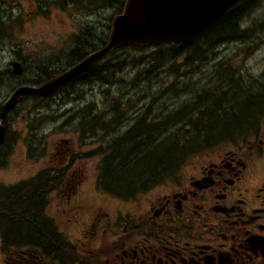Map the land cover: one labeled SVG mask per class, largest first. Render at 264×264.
Listing matches in <instances>:
<instances>
[{"label":"rangeland","instance_id":"obj_1","mask_svg":"<svg viewBox=\"0 0 264 264\" xmlns=\"http://www.w3.org/2000/svg\"><path fill=\"white\" fill-rule=\"evenodd\" d=\"M9 10L8 18L0 16V106L16 87L37 86L51 68H59L67 63L69 46L66 45V38H63L64 29L75 26L69 12L57 15L58 23H45V18L29 16V8L25 5L11 8V14ZM263 20L264 0H261L239 25L240 29H247L243 38L218 44L211 49L202 47L197 54H191L189 58L195 60L188 64H184L183 60L189 53L180 54L171 63H163L158 68L172 69L174 72L159 73L158 83L140 89L142 95L134 94L138 91L134 89V82H137L135 74L148 65L137 64L133 60H140L141 57L149 60L155 52V48L150 46L143 51L127 49L107 54L99 61H107L105 72L77 83L76 98L69 96L67 89L62 87L52 97L40 102L31 96L22 97L2 122L7 136L0 152V200L5 194V187L27 182L45 170L67 164L68 182H62L64 189L59 190V187L54 190V185V191L42 201L49 217L44 222L56 223V231L61 230V234L67 235L65 238L73 242L76 230L81 227L78 223L89 212L100 206H128L127 201L132 196L131 184L135 187L134 191L140 185L144 191L159 188L164 180L169 179V176L157 179L161 173H169L170 165L186 164L193 157L192 151L189 152L191 148L186 149L199 141L193 135L195 132L191 123L196 120L205 122L202 113L214 107L213 103L205 100L219 89L221 83L215 78L217 71L229 65L236 75L242 77L241 86H248V91L253 92L251 85L264 74V29L259 26ZM100 23L102 27L104 21ZM54 27L58 30L55 31ZM51 30L57 35L52 34ZM167 49L164 48L165 53H168ZM10 61L23 64L22 74L12 73ZM30 81L32 85L28 84ZM139 84L144 86L147 82ZM198 99L202 101L199 105L196 104ZM235 102L223 103L226 112L219 110L218 113H236L239 109ZM186 104H190L185 109L188 117L179 116L169 126L157 130L156 134L164 131L181 134V131H187L193 137L190 146L183 154L179 148H172L167 155L169 159L162 160L165 165L157 169L155 177L142 175L141 180L133 183L132 176L128 179L130 171L122 173L121 169L131 166L134 161L132 153L125 154L132 142L113 146V140L128 130L139 115H145L149 122L156 115L169 110L179 111ZM116 108L118 112L113 111ZM89 111L92 115H89ZM88 117L90 120L96 117L98 124L90 123L88 128H81L80 122L83 123ZM214 125H218L217 121ZM145 140H138L141 142L140 149H143L142 145L147 148ZM130 159L131 162L128 161ZM139 174L136 170L133 176L137 178ZM41 178L44 182L51 179L49 176ZM10 207L21 209L22 205L16 202ZM1 223L4 224V221ZM19 224L9 226L11 231H8L19 247H6L4 255L0 253V264H3L2 258L11 262L8 257L15 249L27 253L31 250L25 229L20 230ZM1 235L0 232V246Z\"/></svg>","mask_w":264,"mask_h":264},{"label":"flooded vegetation","instance_id":"obj_2","mask_svg":"<svg viewBox=\"0 0 264 264\" xmlns=\"http://www.w3.org/2000/svg\"><path fill=\"white\" fill-rule=\"evenodd\" d=\"M124 1L1 0L0 16L8 18L10 7L23 5L29 8V16L45 18V23H58L57 15L71 14L75 26L65 27L63 37L69 46L68 61L62 67L51 68L39 86L100 47L101 38L109 36L112 18L122 11ZM101 20L104 21L102 27ZM53 29L58 30L57 27ZM55 31L51 30V33L57 35ZM99 61L62 86L68 91L73 90L69 96H78L76 84L82 75L99 65ZM263 76L262 73L255 80L253 92L248 91V86L243 88L247 90L241 91L236 113H222L227 120L235 115L229 125H214L215 121L218 124L221 121L205 115L207 125L203 130L225 133L210 135L204 142L194 145L191 160L182 165L174 164L169 173L157 177L169 176L159 188L144 191L140 185L134 191L131 184L128 206H100L89 212L78 223L81 227L76 230L75 241H68L67 235H62L61 230L56 231V223L44 222L49 218L44 205L29 211L28 207H21L26 213L36 215L30 219L38 224L37 230L34 228L32 234L26 232L31 250L27 253L15 249L8 257L13 263L3 258L2 263L264 264V92L259 89V84L264 83ZM28 84L32 85V82ZM250 93L253 96L244 105L243 99ZM49 97L34 98L40 102ZM90 123L98 124L97 118L90 120L88 117L87 128ZM133 163L144 175V161ZM52 170L51 179L61 182L54 190L59 187L63 190L62 182H68L67 164L52 167ZM54 190L44 192L42 197L37 193L34 199L42 200ZM82 217L83 214L80 220Z\"/></svg>","mask_w":264,"mask_h":264},{"label":"trees","instance_id":"obj_3","mask_svg":"<svg viewBox=\"0 0 264 264\" xmlns=\"http://www.w3.org/2000/svg\"><path fill=\"white\" fill-rule=\"evenodd\" d=\"M261 0H239L233 7L225 11L214 23H212L210 26H208L206 29H204L202 32L192 36L191 38L185 40L182 43L174 44V43H168V44H161L157 46H150L155 48V52H153V56L149 60H144V57H141L140 60H133V62H137V64H143L146 63L148 66L140 69L138 71V74H135V79L137 82H134V94L142 95L140 89L148 88L151 85H155L158 83V76L159 73L170 71V73L174 72L172 69H163V63H171L172 59L178 57L182 53H189L186 55V58L183 60L184 64L191 63L195 59H190L189 57L191 54H197L199 50L202 47L211 49L215 48L218 44L227 43L228 41L237 40L240 37H244L245 30L247 29H240L239 25L242 22L243 17L252 10ZM260 27H263L264 29V20L261 21L259 24ZM101 46L106 42V39L103 38L100 40ZM167 47L168 53H165L166 50L164 48ZM148 47H120L113 51H111L108 55L112 54L115 51H124L127 49L136 50V51H143ZM105 58V57H104ZM102 58V59H104ZM101 59V60H102ZM197 59V58H196ZM107 61L103 63H99V65H96L94 68L90 70V73H85L81 76L80 82H86V80L89 79V76H95L100 73H104L105 65ZM220 65V64H218ZM142 72L146 73L147 75H142ZM49 73V72H48ZM264 77V76H263ZM219 81L220 86L217 89V93H212L211 96H208L205 101H210L213 103L214 107L208 109L206 112L202 113L204 116L203 120H196L195 122L191 123V126L194 128L193 135L195 136V139H198V143L204 142V138L208 137L210 135H217L222 134L225 132L220 133H214L210 132L209 130H203L207 125V118L205 117L206 114L212 115L214 119H219L221 121L220 124H218L219 127H226L230 124L232 119L235 117L225 118L218 113L219 110H222L223 112H226L223 108L222 104L225 102H235L237 104L238 97L241 94V91L246 90L243 89L241 86L242 77L235 74V71L231 69L229 65L224 66V68H221L217 71L216 77ZM139 80V82H138ZM147 82V85L144 84V86H140L141 83ZM222 82H225L222 83ZM260 90L264 92V83L259 84ZM252 87V85H251ZM64 88V87H63ZM226 89L225 91L223 89ZM68 91V90H67ZM73 91V90H71ZM71 91H68L69 93ZM68 95V94H66ZM253 94H247L246 97L243 99V104L246 105L251 100ZM37 100V99H36ZM202 101L197 100L196 104L199 105ZM90 105V104H89ZM91 106V105H90ZM190 104H186L181 109H178L179 111L175 112L174 110H169L167 112H164L160 116H155L150 119L149 122L146 121L145 115H139L133 122V125L131 128H129L126 132L122 133L119 137L113 140V144L117 146V144H124V143H131L132 145L128 147V150L125 154L129 155L132 153L133 160L136 161H144L142 172L145 176H148L150 174V177H155L158 172L157 169H160L165 164L162 160H167V155L169 154V151L172 148H179L181 153L183 154L186 147L190 146V144L193 141V137L189 132L187 131H181V134L175 133H166L164 132H158L161 127H167L169 126V123L175 122L179 116H187L188 113L185 110ZM89 107V106H88ZM113 111L118 112V109H113ZM89 115H92L89 111ZM159 119L157 121H153V119ZM181 118V117H180ZM88 119V118H87ZM85 120L83 123H81L82 128L86 126L88 123V120ZM93 119V118H92ZM190 120V119H189ZM191 122V120H190ZM208 127V126H207ZM155 133V134H154ZM163 133V135L161 134ZM166 133V134H165ZM227 133V132H226ZM190 137V138H189ZM147 139L148 146L147 148L140 149L141 142H138L139 139L142 141H146ZM132 147V151L130 148ZM3 147L1 146V149ZM191 148V149H190ZM0 149V150H1ZM190 153L193 150L192 145L186 149L189 150ZM156 151V152H155ZM155 152V155L153 154ZM135 155V157H134ZM174 165H170L168 169L172 168ZM122 173H126L130 171V174L132 178V182H136L142 179L141 173H140V167H137L134 165V163L131 164V166H126V169L124 167H121ZM168 170L167 168H165ZM138 170L139 171V177L135 178L133 176L134 172ZM163 172L165 170L163 169ZM53 173L52 169L45 170L38 174L37 176L33 177L31 180L27 182H21L19 184H15L11 187H5L4 196L0 200V232H1V252L2 255H4V251H7L6 247L11 246L12 249L14 247H17L15 238L14 240L11 239L10 233L8 231H11L9 226L18 225L19 223V229L22 228L25 229V232H30L31 234L33 231H35V227L38 225L34 221L30 219V217L36 218L35 214L32 213H26L27 211H24L22 208L28 207L29 209L33 207H40L43 205V201L40 199H34L35 194L39 193V195L42 197V194L46 191H49L50 189H53L54 185L60 184V180L50 179L47 182H44V180L41 178L42 176H49ZM121 173V174H122ZM64 173H62L63 175ZM60 175V176H62ZM129 175L128 179L131 177ZM41 178V180H39ZM153 178L149 180V182L152 181ZM39 180V181H38ZM131 181V180H130ZM127 185V184H126ZM51 186V187H50ZM49 189V190H48ZM2 194V193H1ZM1 196V195H0ZM16 202H20L22 205L21 209H13L10 207V205H15ZM1 221H4V224L1 223ZM48 223V222H47ZM31 224V225H30ZM34 226V227H33ZM35 228V229H34ZM37 230V229H36ZM29 234V233H28ZM42 238H46V236H43ZM28 241V240H27ZM6 248V249H5Z\"/></svg>","mask_w":264,"mask_h":264},{"label":"water","instance_id":"obj_4","mask_svg":"<svg viewBox=\"0 0 264 264\" xmlns=\"http://www.w3.org/2000/svg\"><path fill=\"white\" fill-rule=\"evenodd\" d=\"M239 0H125L122 11L112 18L106 42L70 69L52 75L38 87H16L0 106V144L7 113L24 96L45 99L74 77L86 72L96 61L120 47H149L182 43L202 32ZM12 73L23 67L11 62Z\"/></svg>","mask_w":264,"mask_h":264},{"label":"bare ground","instance_id":"obj_5","mask_svg":"<svg viewBox=\"0 0 264 264\" xmlns=\"http://www.w3.org/2000/svg\"><path fill=\"white\" fill-rule=\"evenodd\" d=\"M14 74V73H13ZM35 87H38V86H35Z\"/></svg>","mask_w":264,"mask_h":264}]
</instances>
